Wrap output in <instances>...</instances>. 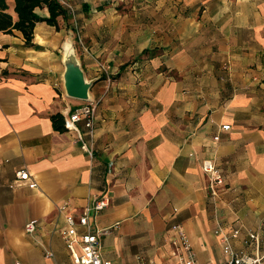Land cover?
<instances>
[{"label":"crops","instance_id":"crops-1","mask_svg":"<svg viewBox=\"0 0 264 264\" xmlns=\"http://www.w3.org/2000/svg\"><path fill=\"white\" fill-rule=\"evenodd\" d=\"M66 1L73 12L36 22L31 45L0 31V264H75L59 206L80 212L101 195L92 225L111 264H178L174 224L199 264L223 258L216 228H239L233 247L264 254V0ZM65 44L97 102L91 156L63 126L85 103L65 90ZM203 159L225 177L213 197ZM22 168L35 188L9 186Z\"/></svg>","mask_w":264,"mask_h":264},{"label":"built area","instance_id":"built-area-1","mask_svg":"<svg viewBox=\"0 0 264 264\" xmlns=\"http://www.w3.org/2000/svg\"><path fill=\"white\" fill-rule=\"evenodd\" d=\"M58 1L63 7L73 12L71 4L66 0ZM96 108L97 102L88 100L74 108L63 119L64 128L76 133V138L80 141V148L90 156L92 155L96 135ZM79 123L83 124L87 139H84L82 132L79 130ZM220 128L227 130L230 128V125L222 124ZM212 138L217 141L219 135L215 134ZM201 169L207 175L210 195L212 197L218 195L223 190L225 184V177L220 167L212 159H203ZM27 180L29 188L36 187V182L30 173L22 168L15 172L14 182L9 184V186L12 187L16 183ZM108 203L109 198L106 195H101L95 198L91 204L84 207L80 212L70 210L67 203L59 206V211L65 214V227L60 232L61 238L75 264H111L110 260L103 258L101 252V235L106 229H94L92 225V218L107 207ZM37 222V219L27 221L24 225L25 231L27 233L34 232ZM79 227H82L83 230L79 231ZM171 229L176 232L172 244L173 254L177 257L178 264H199L195 259L192 246L183 227L179 224H174L171 226ZM239 231V228H235L228 234L222 232L220 228H216L215 233L218 235L223 258L219 262L208 260L204 264H264V254L257 253L251 256L233 247L231 239L236 238ZM245 242L246 245L258 247V235L255 232L248 231ZM46 255H49V253H46ZM11 264L23 263L17 260Z\"/></svg>","mask_w":264,"mask_h":264},{"label":"trees","instance_id":"trees-1","mask_svg":"<svg viewBox=\"0 0 264 264\" xmlns=\"http://www.w3.org/2000/svg\"><path fill=\"white\" fill-rule=\"evenodd\" d=\"M37 8H46L47 17L39 15ZM13 13L9 11L6 0H0V31L10 33L12 29L19 30L25 44L31 45L33 29L36 22L46 21L50 25H57V17L63 15V6L58 0H14ZM60 115H52L51 120L56 129H63L59 125ZM62 119V118H61Z\"/></svg>","mask_w":264,"mask_h":264},{"label":"water","instance_id":"water-1","mask_svg":"<svg viewBox=\"0 0 264 264\" xmlns=\"http://www.w3.org/2000/svg\"><path fill=\"white\" fill-rule=\"evenodd\" d=\"M71 50L74 54L72 47ZM74 58L73 62L63 60L65 65V71L63 74L65 90L69 96L86 101L88 100V91L91 86V81L88 82L84 78L83 71L75 57V54Z\"/></svg>","mask_w":264,"mask_h":264},{"label":"bare ground","instance_id":"bare-ground-1","mask_svg":"<svg viewBox=\"0 0 264 264\" xmlns=\"http://www.w3.org/2000/svg\"><path fill=\"white\" fill-rule=\"evenodd\" d=\"M63 59L64 60H69V61H74V54L71 50V47L69 44H65V50H64V53H63Z\"/></svg>","mask_w":264,"mask_h":264},{"label":"rangeland","instance_id":"rangeland-1","mask_svg":"<svg viewBox=\"0 0 264 264\" xmlns=\"http://www.w3.org/2000/svg\"><path fill=\"white\" fill-rule=\"evenodd\" d=\"M137 260L139 262V264H153L151 263L152 261L147 260L146 258H143L142 256H137Z\"/></svg>","mask_w":264,"mask_h":264}]
</instances>
